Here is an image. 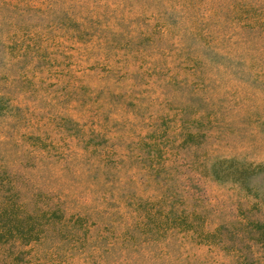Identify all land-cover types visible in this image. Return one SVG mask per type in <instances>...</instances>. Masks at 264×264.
I'll return each instance as SVG.
<instances>
[{
	"label": "rangeland",
	"instance_id": "obj_1",
	"mask_svg": "<svg viewBox=\"0 0 264 264\" xmlns=\"http://www.w3.org/2000/svg\"><path fill=\"white\" fill-rule=\"evenodd\" d=\"M0 264H264V0H0Z\"/></svg>",
	"mask_w": 264,
	"mask_h": 264
}]
</instances>
